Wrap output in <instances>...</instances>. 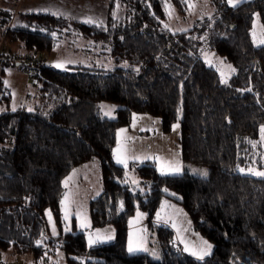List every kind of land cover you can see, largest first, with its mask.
I'll list each match as a JSON object with an SVG mask.
<instances>
[{"label": "trees", "instance_id": "obj_1", "mask_svg": "<svg viewBox=\"0 0 264 264\" xmlns=\"http://www.w3.org/2000/svg\"><path fill=\"white\" fill-rule=\"evenodd\" d=\"M116 1L125 14L109 13L96 23L47 11L0 14L4 26L12 21L5 38L28 50L49 51L61 31L73 28L110 41L116 63H128L104 72L33 62L38 96L32 111L24 106L0 111V166L13 169H0V249L45 262L60 247L66 264H264V177L239 170L252 160L248 141L264 125V45L255 46L250 37L254 12L264 27V0H243L236 7L211 0L212 16L177 32L163 27L165 4L182 13L184 0H110V6ZM202 46L236 67L226 84L204 61ZM0 61L30 66L12 53ZM2 75L1 68L0 104L7 105L10 92ZM100 101L120 105L114 118L94 111ZM133 113L158 117L164 132L179 119L181 158L206 166L207 176L188 170L161 175L147 161L130 163L140 179L128 180L129 169L114 162L113 147L116 130L128 125ZM93 157L99 160L102 189L89 202L91 226L112 225L115 237L89 247L81 229L62 231L60 200L63 177ZM166 196L179 202L192 228L213 245L202 261L181 250L171 228L152 222ZM46 210L58 227L55 236H45ZM137 210L146 213L154 230L158 258L127 250V224Z\"/></svg>", "mask_w": 264, "mask_h": 264}, {"label": "rangeland", "instance_id": "obj_2", "mask_svg": "<svg viewBox=\"0 0 264 264\" xmlns=\"http://www.w3.org/2000/svg\"><path fill=\"white\" fill-rule=\"evenodd\" d=\"M243 0H240V2ZM226 4H228L227 0H225ZM189 4L192 6L190 7ZM229 5V4H228ZM186 11L179 13L177 11V8L172 5L170 2H167L165 4V13L166 17L163 21V27H165L166 30L170 32H177L189 29L193 26V24L198 19H202L205 17H210L215 12V6L211 2V0H189V3H186ZM166 8L168 11H166ZM5 11L7 13H15L17 11H47L51 13L60 14L66 17H69L74 20H79L81 22H84L85 20L91 18L93 21H103L107 18L109 12L111 16L113 17H120L125 14V7L120 2L116 1L112 6H110V0H0V14L1 12ZM169 12L171 13L169 15ZM3 14V13H2ZM258 14V19H257ZM1 19V17H0ZM256 23L257 25V33L259 34L261 27H263L262 22L260 20V16L258 12L253 13L252 22H251V28H250V37L251 41L255 46H259L258 44H255L253 42L252 38V30H253V24ZM12 25V21L10 20L9 23H7L5 26L6 28ZM5 26L0 20V56H3V54L7 56L12 54H17V56L24 58L27 57L30 60H42L46 64H50L54 66L58 61L65 62V69L58 68L62 71H77L81 68L82 65L84 67L89 68L90 70H102L104 72H112L117 67H124L126 68L128 66L127 62H122L120 64H117L114 60V56L112 54V44L108 40L104 39H97L89 36H83L80 34L78 30H75L73 28H70L68 30L61 31L59 35L57 36L56 44L55 46L49 50V51H33L28 50L24 47V45L18 41H10L9 39L5 38ZM202 36H206L204 33ZM201 54L203 56L204 61L206 62V57L208 60L212 62V65L214 68L217 69V67H223V70L225 71L226 76L228 77L227 82L229 81L230 77L236 73V67L232 65L231 63L225 62L223 58L217 54H215L212 50L208 49L206 46L201 47ZM5 59H3L4 61ZM220 61H224V65L220 64ZM207 65L209 63L206 62ZM72 65L73 67H71ZM75 65V66H74ZM226 65H231L232 68L235 69V72H230ZM79 66V67H77ZM30 66H23L22 64L16 65L6 62L0 61V70L3 69V80L7 87L9 88L10 92V101L6 105L5 103L0 104V111H4L6 109L13 110V107L15 106V109L20 106H24L25 108L29 109L33 107V104L37 102V86L34 85V81L31 78L30 74ZM55 67V66H54ZM57 68V67H56ZM220 75V73H219ZM221 78V76H220ZM101 105L108 106V108H114L115 110L111 113V117L105 116L104 112L101 110ZM120 105L115 102H109V101H100L95 105L94 111L99 114L101 117L106 118H114L116 115V109ZM135 114V113H133ZM133 114L131 116V131L137 132L138 129L142 130L145 126H147L148 123H145L147 118H145L146 114L138 113L135 114L137 119L135 121V127H133ZM179 113V118H180ZM152 121H156L158 124L157 127H154L151 123L148 127L149 130L154 131V137H152L155 142H153V139L147 138V142H143L141 145H136L132 143H126L127 148L129 150V156H137L140 157V159H129V161H142V159L147 156L151 157V160H155V157H160L164 160H173L178 159L179 162L182 164V170H188L192 174L203 176L201 173L206 171L208 174V168L204 165H197L193 163H188L182 160L180 155V123L179 119L173 123V125H179L177 128L173 129V125L171 126L170 130L167 132H164L160 127V119L158 117L147 115ZM143 117V119H140ZM160 128V129H159ZM151 131V133H152ZM145 131H141V134H144ZM124 137L128 138V135H122L121 139ZM128 140V139H127ZM252 141L257 142L256 147L252 146L253 151V158L250 162H248V165L243 166L240 169H244L242 172L243 174H250L254 175L248 172L249 168L255 169L257 171L264 172V143L260 142V128L258 137L256 139H253ZM151 154V155H150ZM257 154L258 156H255ZM255 156V157H254ZM115 161V159H113ZM88 161H99L97 157H93L89 159ZM99 163V162H98ZM129 166V165H128ZM83 169H85V177L88 180L87 184H90L91 187L97 188L98 183L100 182V179L98 177H95V173L99 174V165L96 166L93 164V162L85 164L82 166ZM1 170H4L8 173L13 172L12 167L6 166V164H3L0 166ZM128 169V167H127ZM195 170V171H194ZM180 172V173H181ZM135 181H139V177L136 174H132L130 171L127 172ZM257 176V175H254ZM262 177V176H259ZM94 183V184H93ZM100 185L101 182H100ZM79 188L76 185L71 186L70 188H65L63 191V195L61 197V200L64 199L65 193H69L72 195V197H75L76 199L72 198L70 196V200L72 202H77L76 205H74L71 202L69 213H70V219L68 221L64 220V212L62 209V206L60 205V212H61V218H62V231L67 232L72 229V220L73 217L76 221V226L78 229H81L85 232L86 240L88 242V233L92 232L95 234V230L102 229L104 227L100 228H93L92 226L89 229H83L80 227V222L77 219V212L81 213L82 216H86L88 221L90 222V215H89V202L92 198L98 195V193H90V195L85 197V195L81 198V194L75 195L74 193H70L69 190L72 191H80ZM99 190V189H98ZM94 191V190H92ZM99 192V191H98ZM169 195H173L174 192H171L170 190L165 191ZM177 197V194L174 193ZM77 200V201H75ZM61 204V203H60ZM50 210L45 211V215L47 218V224H48V231L45 233V236L47 235H53L52 234V227L53 224L55 225L56 232L58 234V227L54 222L53 216L52 221H49V216L46 214ZM51 213V212H50ZM91 225V222H90ZM68 228L66 231L65 228ZM109 227V225H107ZM80 227V228H79ZM194 232L198 234V237L203 238L204 240H207V238L203 237L201 234H199L196 230L193 229ZM152 233V234H151ZM101 237H106L104 234L100 232ZM153 235V236H152ZM189 239V237H186ZM145 240H146V247L148 248V253L152 255L153 252L156 253V256H153L154 258L159 257V250L158 246L156 245L155 241V235L154 230L147 229L145 231ZM190 240V239H189ZM10 251L6 252L7 255L6 260L3 259V251L0 249V264H31L26 263L24 260H19V258H13V255L19 256V253L14 252L11 248L8 249ZM25 255V254H23ZM30 254H27L29 256ZM26 256V255H25ZM34 264H66L65 261V254L63 251H61L60 247L57 248L55 254L53 256H50L48 260L45 262L39 261L35 262Z\"/></svg>", "mask_w": 264, "mask_h": 264}, {"label": "snow or ice", "instance_id": "obj_3", "mask_svg": "<svg viewBox=\"0 0 264 264\" xmlns=\"http://www.w3.org/2000/svg\"><path fill=\"white\" fill-rule=\"evenodd\" d=\"M185 3H189V0H184ZM229 6L231 7H236L237 4L240 2V0H227ZM189 6L191 7L192 5L189 4ZM166 11H168V9L166 8ZM53 15H56V13H52ZM171 13L169 12V15ZM257 19H258V14H257ZM85 23H96L95 21H93L91 18L87 19L84 21ZM165 27H167V25H165ZM257 25L256 23L253 24V30H252V38H253V42L255 44L258 45H264V27H261V30L259 32V34L257 33ZM206 62L209 63V65H212V62L210 60L207 59L206 57ZM221 65H224V61H220ZM55 67L57 68H61V69H65V62L63 61H58L55 65ZM227 69L230 72H235V69L232 68L231 65H226ZM138 71V69L136 70ZM217 71L220 73L221 76V83H227V79L228 77L225 74V71L223 70V67H217ZM101 110L104 112L105 116H109L111 117V113L115 110L114 108H108V106L105 105H101ZM15 106L13 107V111H15ZM29 111H32L31 108L28 109ZM180 110L178 109V112ZM137 117L135 114H133V127H135V121H136ZM179 125H173V129L177 128ZM143 130V129H142ZM126 129H120L117 132V146L115 149H113V157L116 161L117 164L123 165L125 169H127L128 167V161L129 159H140V157L137 156H129V150L127 148V145L125 143V141L129 138L124 137L123 139H121V134L125 133ZM250 144H252L253 147H256V143L255 141H248ZM260 142L264 143V125H262L260 127ZM145 159H147L148 157L145 156ZM155 159L158 162V171L160 172L161 175H170V174H178L181 172L182 170V164L179 162L178 159H173V160H164L160 157H155ZM75 169L73 170V174H75ZM195 171V170H194ZM241 172L244 171V169H240ZM248 172L257 176H262L264 177V172L261 171H257L255 169L249 168ZM203 176H207V172L204 171L201 173ZM125 175L127 176V172L125 173ZM72 180V176L67 177L64 181V187L68 188L69 186V182ZM133 183H138V181L133 180ZM165 191H167V189H165ZM173 195H175L173 193ZM71 200H70V194L69 193H65L64 199L61 200V206L64 212V220L68 221L70 219V213H69V208L71 205ZM122 203H121V207H122ZM166 207H173L167 204V202L165 201L164 203H162L161 205V211H158L156 214L157 220H163L165 223L168 222V218L166 215H162L164 209ZM177 212H182V210H176ZM49 216V221H52V217H51V213L50 211L48 213H46ZM145 214L141 213L139 211H137V218H142ZM77 219L80 222V227L83 229H89L91 227L90 222L88 221L86 216H82L81 213L77 212ZM132 221L129 222V226L131 228L132 225ZM190 225V221L188 222ZM173 228L176 229V233H177V240L183 244V250L187 253H189L190 255H192L193 257H195L197 260H203L206 256L210 255L211 250L213 248V245L210 244L207 240H204L203 238H198V241L194 242L191 241L189 239H187L183 233L186 232L188 229H184L181 227H178L175 223H173ZM65 230L67 231L68 228L66 226ZM52 234L53 236L57 235L56 232V228L55 225L53 224L52 227ZM198 235V234H196ZM113 238V236L109 235L107 237H101L100 235V230L97 229L95 230V234H93L92 232L88 233V245L89 247H92L94 244L96 243H100L102 242L104 239L107 240H111ZM41 243V241H37V245L39 246ZM145 239L143 236L141 235H136L134 237L133 233L130 231L129 232V240H128V251L130 253L133 252H138V251H144L147 252L148 248L145 247ZM153 256H156V253L153 252L152 253Z\"/></svg>", "mask_w": 264, "mask_h": 264}, {"label": "crops", "instance_id": "obj_4", "mask_svg": "<svg viewBox=\"0 0 264 264\" xmlns=\"http://www.w3.org/2000/svg\"><path fill=\"white\" fill-rule=\"evenodd\" d=\"M110 13V12H109ZM69 18V17H68ZM71 19V18H70ZM72 20H74V19H72ZM76 21H79V20H76ZM98 22H101V21H98ZM144 114V113H143ZM148 114H146L145 115V118H147V120H146V122L145 123H148L147 124V126H145L144 127V129L143 130H140V129H138L137 130V132H132L131 131V122L128 124V125H125V126H121V127H119L117 130H116V138H115V145H114V147H113V149H115L116 148V146H117V132H118V130H120V129H126V132L125 133H122V135H128V140H126L125 141V143H132L133 145L134 144H136V145H141L144 141L145 142H147V138H151V139H153L152 137H154L155 135V133H154V131H152V130H149L150 128L148 127L151 123H154V124H152L154 127H157L158 126V122L156 123V121L154 120V121H152L148 116H147ZM140 119H143V117H141ZM160 127H161V123H160ZM160 129V128H159ZM141 131H145V133L144 134H141ZM151 131H152V133H151ZM153 142H155V140L153 139ZM151 155V154H150ZM113 159H114V157H113ZM147 161H149V162H153L154 163V165L156 166V168H157V170H158V162L157 161H155V160H151V157L149 156L147 159H145V158H143L142 159V161H128V165L130 164V163H143V162H147ZM91 162H93V164H95V166H96V163H97V165H99V174H97V173H95V177L97 178V182H98V177H99V179H100V182H101V177H100V164L98 163L99 161H86V162H83V163H80V164H78V165H76V166H74L72 169H70V171L63 177V179H62V184H63V181L67 178V177H69V176H72V180L69 182V188L71 187V186H75L76 187V185L78 186V187H81V188H79V190L80 191H72V190H69V192L70 193H74L75 195H79V194H81V198L85 195V197H87L88 198V196L90 195V193L92 194V193H95V195H96V193H100L101 192V189H102V185H100V182L98 183V187L96 188H93V187H91L90 186V184H87L88 183V180L86 179V177H85V169H83L82 168V166H84L85 164H88V163H91ZM115 163H116V161H114ZM248 165V164H247ZM240 168H242V167H240ZM76 170L75 171V174H73V170ZM128 171H130L132 174H135V172H134V169L133 168H130L129 166H128ZM184 171V170H183ZM182 171V172H183ZM159 172V171H158ZM181 172V173H182ZM160 173V172H159ZM179 174V173H178ZM127 178H128V180H130L131 182H133V178L127 173ZM94 184V183H93ZM63 187H64V184H63ZM99 189V190H98ZM92 190H94V191H92ZM99 191V192H98ZM92 195H94V194H92ZM71 196V199L72 198H74V199H76L75 197H72V195H70ZM75 201H77V200H75ZM167 202V204L168 205H170V206H173V207H166L165 209H164V211H163V213H162V215H166L167 217H169L168 218V222L167 223H165L163 220H157V217H156V214H157V212L158 211H161V205H162V203H164V202ZM60 203H61V200H60ZM74 205H76L77 204V202H72ZM61 205V204H60ZM176 210H182V212H177ZM137 211H139V212H141V213H144L145 215L142 217V218H137ZM137 211H135L134 213H133V215H131L130 216V218H129V220H128V224H127V241H126V245H127V250H128V240H129V232L131 231L132 233H133V235H134V237L136 236V235H141V236H143L144 237V239H145V231L147 230V229H149L151 226L149 225V223H148V218H147V215H146V213L145 212H143V211H140V210H137ZM130 221H132L133 223H132V225H131V228H130V226H129V222ZM191 222V220H190V217H189V215L187 214V212L183 209V207L179 204V202L176 200V199H174V198H172V197H168V196H166V197H163L162 199H161V201H160V203H159V206H158V208L156 209V211H155V214H154V216H153V218H152V222L153 223H160V224H164V225H166V226H168L169 228H171V230L173 231V234H174V238H175V240L177 241V243L180 245V247H181V250L184 252V253H186V254H188V255H190L189 253H187V252H185L184 250H183V244H181L178 240H177V233H176V229L175 228H173V223H175L178 227H181V228H184V229H188L186 232H184L183 233V235L185 236V237H189V239L191 240V241H194V242H196V241H198V238H200V237H198V235H196L197 233L196 232H194L193 231V228H192V225H191V223H190V225H189V223L188 222ZM72 224H73V226H72V228H75V229H78L77 228V226H76V221H75V219H74V217H73V220H72ZM104 228H102V229H99L100 230V232L102 233V234H104V236H109V235H111V236H113V238L111 239V240H107V239H104L102 242H100V243H104V242H109V241H112L113 239H114V237H115V228H114V226H112V225H109V227L106 225V226H103ZM80 228V227H79ZM152 234V233H151ZM153 236V235H152ZM146 241V240H145ZM208 242L211 244V242L208 240ZM87 244H88V242H87ZM96 244H98V243H96ZM147 243H145V245H146ZM95 245V244H94ZM146 247V246H145ZM3 251V252H2ZM2 251H0V252H2L3 253V259L4 260H6V258H7V255L5 254L6 252H9L10 253V251L7 249V250H2ZM212 251V250H211ZM26 255V256H25ZM25 255H23V254H20L19 256H16V255H13V258H19V260H24L26 263H30V262H32L31 264H34V259L32 258V256L31 255H29V256H27V254H25ZM191 257H193L192 255H190ZM209 256V255H208ZM208 256H206V257H208ZM205 257V258H206ZM194 259H196L195 257H193ZM35 262H39V261H35ZM42 262H44V260L42 261Z\"/></svg>", "mask_w": 264, "mask_h": 264}, {"label": "built area", "instance_id": "obj_5", "mask_svg": "<svg viewBox=\"0 0 264 264\" xmlns=\"http://www.w3.org/2000/svg\"><path fill=\"white\" fill-rule=\"evenodd\" d=\"M26 63H29L30 64V67H29V69H30V71L31 72H34V64H33V62H35V60H30V59H28L27 57H24V58H22Z\"/></svg>", "mask_w": 264, "mask_h": 264}]
</instances>
